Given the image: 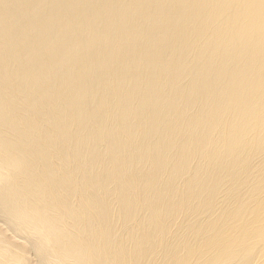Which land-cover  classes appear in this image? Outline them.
Returning a JSON list of instances; mask_svg holds the SVG:
<instances>
[{
  "label": "bare ground",
  "instance_id": "bare-ground-1",
  "mask_svg": "<svg viewBox=\"0 0 264 264\" xmlns=\"http://www.w3.org/2000/svg\"><path fill=\"white\" fill-rule=\"evenodd\" d=\"M0 218V264H264V0H0Z\"/></svg>",
  "mask_w": 264,
  "mask_h": 264
},
{
  "label": "rangeland",
  "instance_id": "rangeland-1",
  "mask_svg": "<svg viewBox=\"0 0 264 264\" xmlns=\"http://www.w3.org/2000/svg\"><path fill=\"white\" fill-rule=\"evenodd\" d=\"M0 227H2V228H5V225H4V223H3V219L2 218H0ZM5 232L7 233V235H9V236H11V238L12 239H15V240H18V241H21V242H23V240H25L24 238H22V237H20V236H18V235H14L15 233L11 230V229H5ZM29 254V257L31 256V258L33 257V258H35V256H34V254L32 253V252H28ZM33 255H32V254ZM33 260V259H32ZM35 260V259H34Z\"/></svg>",
  "mask_w": 264,
  "mask_h": 264
}]
</instances>
